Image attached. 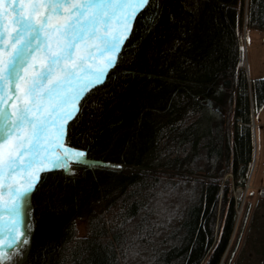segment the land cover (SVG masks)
<instances>
[{
    "label": "trees",
    "instance_id": "1",
    "mask_svg": "<svg viewBox=\"0 0 264 264\" xmlns=\"http://www.w3.org/2000/svg\"><path fill=\"white\" fill-rule=\"evenodd\" d=\"M151 8L69 124L66 142L91 163L42 172L23 264L231 263L234 189L248 181L264 106V78L244 69L245 2ZM246 13L247 29L264 33V0H248Z\"/></svg>",
    "mask_w": 264,
    "mask_h": 264
},
{
    "label": "snow or ice",
    "instance_id": "2",
    "mask_svg": "<svg viewBox=\"0 0 264 264\" xmlns=\"http://www.w3.org/2000/svg\"><path fill=\"white\" fill-rule=\"evenodd\" d=\"M151 4L0 0V264H22L12 253L28 243L40 173L88 164L85 150L66 142L68 121L79 119L81 98L123 59L134 19ZM157 13L151 8L153 19Z\"/></svg>",
    "mask_w": 264,
    "mask_h": 264
},
{
    "label": "rangeland",
    "instance_id": "3",
    "mask_svg": "<svg viewBox=\"0 0 264 264\" xmlns=\"http://www.w3.org/2000/svg\"><path fill=\"white\" fill-rule=\"evenodd\" d=\"M245 2V15H244V25L242 29L243 33V41L245 47V66L244 69L248 75L250 76V80L254 78H264V33L248 30L246 25L247 20V3L248 0H244ZM262 123V124H260ZM75 163V162H70ZM91 162H88L90 164ZM252 173L250 178L248 179L246 185L244 187L234 189V197L239 200V205L237 208V222L235 226V234L233 235L232 240H235L236 233L243 227L247 229H253V235L262 233L264 230V201L259 202L256 207H253V203H257V199L260 194V189L257 188L259 185L264 186V108L262 112L254 119V157H253V165H252ZM73 174H77L76 171L70 172ZM232 177L231 174H227L224 179ZM250 182V183H249ZM250 187H249V184ZM257 201V202H256ZM252 221V223H251ZM78 228L79 232L82 235L86 234V227L83 220H78ZM33 226L30 228V241L32 236ZM255 232V234H254ZM249 235V234H248ZM247 235V236H248ZM246 236V237H247ZM250 237V236H249ZM257 239L259 237L257 236ZM30 241L27 246L23 249V259L22 264L25 262ZM249 241V240H248ZM239 243L238 249L232 254V261L230 264H264V259H255V255L257 251L251 250L252 244L256 246L254 239L249 243ZM246 247V248H245ZM237 248V246H236ZM242 251V253L240 252ZM255 252V253H254ZM250 253V257L249 254ZM242 257L240 259V255ZM247 254V257L245 255ZM240 259V260H239Z\"/></svg>",
    "mask_w": 264,
    "mask_h": 264
},
{
    "label": "crops",
    "instance_id": "4",
    "mask_svg": "<svg viewBox=\"0 0 264 264\" xmlns=\"http://www.w3.org/2000/svg\"><path fill=\"white\" fill-rule=\"evenodd\" d=\"M244 53L246 54V51H245V47H244ZM244 66H245V64H244ZM251 77L249 76V79H250ZM254 79H260V78H254ZM263 108H264V106L262 107V109L261 110H259V111H257L256 113H253V135H254V119L256 120V117H257V115L259 114V112H262V110H263ZM260 124H262V123H260ZM253 157H254V155H253ZM252 165H253V161H252ZM253 168V167H252ZM252 168H251V171H250V175H249V178H250V176H251V173H252ZM248 178V179H249ZM250 183V182H249ZM248 183V184H249ZM249 187H250V184H249ZM257 188H259L261 191H260V194L262 193V191H264V186L263 185H259V186H257ZM258 201V202H257ZM257 203H253L254 205H253V207H256L258 204H259V202H261V201H264V197L262 196V195H259V197H258V199H257ZM251 223H252V221H251ZM262 229L264 230V228L262 227ZM249 234V235H248ZM254 234H255V232H254ZM238 235H240V237H239V239H238V241H237V249H238V247H239V243H241V241L243 240V243H244V241L245 242H247L248 240V243L251 241V240H253L254 239V241H255V244H257L256 246H253L254 244H252V247H251V250H256L257 251V254L255 255V259L257 258V259H264V231L262 232V233H258V234H255V235H253V229H249V227L247 228V229H245V227H244V230H243V227L238 231ZM248 235V236H247ZM247 236V237H246ZM250 236V237H249ZM257 236L259 237V239L260 240H258L257 239ZM246 248V247H245ZM241 253H242V251H240ZM255 253V252H254ZM249 254V257H250V253H248ZM242 257H244V256H242V254L240 255V259L242 258ZM245 257H247V254L245 255ZM239 259V260H240ZM256 264H259L258 262L256 263Z\"/></svg>",
    "mask_w": 264,
    "mask_h": 264
},
{
    "label": "bare ground",
    "instance_id": "5",
    "mask_svg": "<svg viewBox=\"0 0 264 264\" xmlns=\"http://www.w3.org/2000/svg\"><path fill=\"white\" fill-rule=\"evenodd\" d=\"M29 203H30V205H31V200L29 201ZM33 211H32V206L30 207V209H29V220H30V228H31V225H32V220H33V216H32V213ZM3 239H7V236L5 235L4 237H3ZM27 239H28V243H29V241H30V231L28 232V236H27ZM27 243V244H28ZM27 244H25V245H21L20 246V249H17L16 250V252L15 253H12V255L14 256V258L16 259V260H18V261H20V262H22V259H23V249H24V247L25 246H27Z\"/></svg>",
    "mask_w": 264,
    "mask_h": 264
},
{
    "label": "water",
    "instance_id": "6",
    "mask_svg": "<svg viewBox=\"0 0 264 264\" xmlns=\"http://www.w3.org/2000/svg\"><path fill=\"white\" fill-rule=\"evenodd\" d=\"M142 10H143V9H141V11H142ZM141 11H140V12H141ZM140 12H139V13H140ZM139 13L137 14V16L139 15ZM136 18H137V17H136ZM136 18H135L134 21H133L132 29H133V26H134V23H135ZM132 29H131V31H132ZM131 31L129 32L128 37L126 38V40L129 38V36H130V34H131ZM126 40H125V42H126ZM115 64H116V63H115ZM115 64L107 70V73H106V76H105L104 80H103L101 83L96 84V85H94L92 88L88 89V91L85 93L84 97H85V96L87 95V93H89L92 89H94L95 87H97V86L103 84V83L106 81V78H107V76H108L109 71L115 66ZM84 97L81 98V101L83 100ZM80 103H81V102H80ZM77 114H78V113H77ZM73 119H75V117H73ZM73 119L68 121V125L70 124L71 121H73ZM66 139H67V133H66ZM41 174H42V172L40 173V176H41ZM39 181H40V180L37 181V185H38ZM35 189H36V188H35ZM35 189H34V191H35ZM34 191H33V193H34ZM32 195H33V194H32ZM32 195H31V197H30V200H31V206H32V211H33ZM32 213H33V212H32ZM33 215H34V213L32 214V216H33Z\"/></svg>",
    "mask_w": 264,
    "mask_h": 264
},
{
    "label": "built area",
    "instance_id": "7",
    "mask_svg": "<svg viewBox=\"0 0 264 264\" xmlns=\"http://www.w3.org/2000/svg\"><path fill=\"white\" fill-rule=\"evenodd\" d=\"M261 195L264 197V191H262Z\"/></svg>",
    "mask_w": 264,
    "mask_h": 264
}]
</instances>
